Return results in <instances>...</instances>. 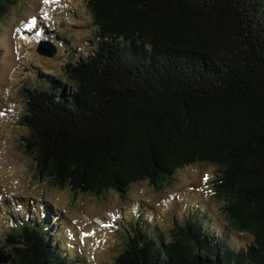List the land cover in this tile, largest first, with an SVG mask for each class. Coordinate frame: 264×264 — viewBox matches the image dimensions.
Wrapping results in <instances>:
<instances>
[{
	"label": "trees",
	"instance_id": "16d2710c",
	"mask_svg": "<svg viewBox=\"0 0 264 264\" xmlns=\"http://www.w3.org/2000/svg\"><path fill=\"white\" fill-rule=\"evenodd\" d=\"M16 1L0 0V20ZM86 5L94 47L66 60L63 78L40 70L22 88L23 146L39 175L74 192L122 195L138 181L162 187L186 165H211L226 226L203 212L168 239L136 227L113 264H264V0ZM45 213L9 226L0 264L75 262L45 235ZM227 230L249 239L236 246Z\"/></svg>",
	"mask_w": 264,
	"mask_h": 264
},
{
	"label": "rangeland",
	"instance_id": "374dc122",
	"mask_svg": "<svg viewBox=\"0 0 264 264\" xmlns=\"http://www.w3.org/2000/svg\"><path fill=\"white\" fill-rule=\"evenodd\" d=\"M95 32L86 0H17L0 20V246L9 226H19L25 213L38 220L46 212L52 218L53 231L45 235L75 256L73 264H113L136 227L168 239L175 226L203 212L212 226H226L222 201L211 187L215 168L208 164L186 165L162 187L138 181L122 195L114 189L74 192L39 175L23 146L28 129L19 122L25 106L22 88L33 85L40 70L63 78L66 60L89 52ZM41 39L56 47L53 56L37 52ZM227 237L236 246L249 239L233 230H227Z\"/></svg>",
	"mask_w": 264,
	"mask_h": 264
},
{
	"label": "water",
	"instance_id": "95a60500",
	"mask_svg": "<svg viewBox=\"0 0 264 264\" xmlns=\"http://www.w3.org/2000/svg\"><path fill=\"white\" fill-rule=\"evenodd\" d=\"M48 41L40 40L37 43L36 50L38 53L46 56H53L56 52V47L54 45L49 46ZM3 257H0V261H4Z\"/></svg>",
	"mask_w": 264,
	"mask_h": 264
},
{
	"label": "snow or ice",
	"instance_id": "6c2138e0",
	"mask_svg": "<svg viewBox=\"0 0 264 264\" xmlns=\"http://www.w3.org/2000/svg\"><path fill=\"white\" fill-rule=\"evenodd\" d=\"M205 179H207V175H205Z\"/></svg>",
	"mask_w": 264,
	"mask_h": 264
},
{
	"label": "bare ground",
	"instance_id": "6f19581e",
	"mask_svg": "<svg viewBox=\"0 0 264 264\" xmlns=\"http://www.w3.org/2000/svg\"><path fill=\"white\" fill-rule=\"evenodd\" d=\"M100 220V219H99ZM99 220H97V221H99Z\"/></svg>",
	"mask_w": 264,
	"mask_h": 264
}]
</instances>
